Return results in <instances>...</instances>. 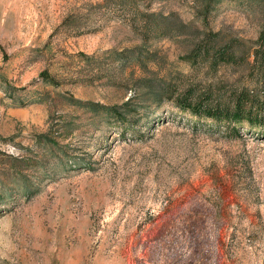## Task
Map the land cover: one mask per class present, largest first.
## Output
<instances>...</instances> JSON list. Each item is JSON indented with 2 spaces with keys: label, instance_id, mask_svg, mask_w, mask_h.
<instances>
[{
  "label": "rangeland",
  "instance_id": "obj_1",
  "mask_svg": "<svg viewBox=\"0 0 264 264\" xmlns=\"http://www.w3.org/2000/svg\"><path fill=\"white\" fill-rule=\"evenodd\" d=\"M140 7L203 25L192 0ZM262 22L241 0L208 16L249 46ZM193 37L143 36L104 0H0V264H264V132L176 104L264 101V75L191 64Z\"/></svg>",
  "mask_w": 264,
  "mask_h": 264
},
{
  "label": "trees",
  "instance_id": "obj_2",
  "mask_svg": "<svg viewBox=\"0 0 264 264\" xmlns=\"http://www.w3.org/2000/svg\"><path fill=\"white\" fill-rule=\"evenodd\" d=\"M144 1L146 0H104V4L119 7L146 37L149 33L155 36L178 37L186 30L192 29L194 37L185 56L191 64L199 63L216 69L223 64L239 65L251 62L257 67L259 74L264 75V0H241L263 16L254 46H249L247 40L242 37L227 35L208 26V16L221 0H192L198 9L197 16L201 19L202 27H193L192 22H183L173 11L164 13L142 9L140 4ZM41 76L44 81L56 84L48 73L43 72ZM159 90L162 93L165 91L164 88ZM176 100L180 110L189 111L199 118L233 124L232 128L245 123L264 132V101L250 90H232L222 96L214 95L211 90L200 91L193 86H187L181 89ZM98 106L106 108L102 104ZM22 192L28 191L23 189Z\"/></svg>",
  "mask_w": 264,
  "mask_h": 264
}]
</instances>
